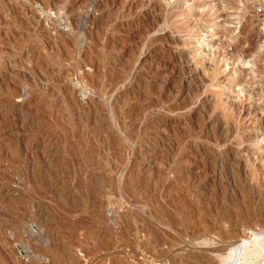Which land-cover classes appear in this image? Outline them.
Listing matches in <instances>:
<instances>
[{"label":"rangeland","instance_id":"374dc122","mask_svg":"<svg viewBox=\"0 0 264 264\" xmlns=\"http://www.w3.org/2000/svg\"><path fill=\"white\" fill-rule=\"evenodd\" d=\"M0 264H264V0H0Z\"/></svg>","mask_w":264,"mask_h":264},{"label":"bare ground","instance_id":"6f19581e","mask_svg":"<svg viewBox=\"0 0 264 264\" xmlns=\"http://www.w3.org/2000/svg\"><path fill=\"white\" fill-rule=\"evenodd\" d=\"M249 245V242H241L239 244H236L235 246L231 247L230 253H237L239 254L240 252L243 251V248ZM242 254V253H241ZM236 255V254H235ZM232 256V255H231ZM239 257V256H238ZM235 258V257H234ZM238 259V258H237Z\"/></svg>","mask_w":264,"mask_h":264}]
</instances>
